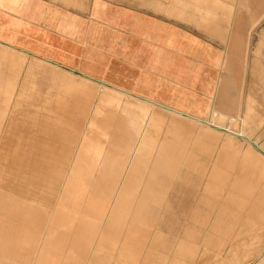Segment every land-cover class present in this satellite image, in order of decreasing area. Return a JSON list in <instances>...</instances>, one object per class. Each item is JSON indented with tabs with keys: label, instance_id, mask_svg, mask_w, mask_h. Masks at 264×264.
<instances>
[{
	"label": "rangeland",
	"instance_id": "rangeland-1",
	"mask_svg": "<svg viewBox=\"0 0 264 264\" xmlns=\"http://www.w3.org/2000/svg\"><path fill=\"white\" fill-rule=\"evenodd\" d=\"M121 1L201 37L227 56L229 67L219 68L227 89L219 90L215 105L235 120L206 126L172 111L166 121L154 118L155 177L135 179L139 183L129 187L123 205L127 210L107 221L98 214L108 212L123 179L80 177L95 174L90 171L97 166L91 169L83 152L75 155L76 143L68 139L75 134L79 140L80 124L72 128L67 112L79 116L82 105L90 108L94 99L83 96L96 89L88 80L0 44V264H250L264 254V151L247 139L255 140L256 132L264 138V0H244L234 20L233 0ZM239 128L244 135L235 134ZM19 166L54 168L58 175L82 180L85 193L80 203H69L66 223L46 219L63 178L49 188L44 180L52 174L44 169V182L28 186L31 172ZM146 188L154 193L143 195ZM22 205L34 206L35 221L8 216ZM29 229H35V237L24 250L16 238Z\"/></svg>",
	"mask_w": 264,
	"mask_h": 264
},
{
	"label": "crops",
	"instance_id": "crops-1",
	"mask_svg": "<svg viewBox=\"0 0 264 264\" xmlns=\"http://www.w3.org/2000/svg\"><path fill=\"white\" fill-rule=\"evenodd\" d=\"M243 6L244 0H233L230 9L233 20ZM0 44L88 80L96 89L83 96L94 101L90 108L82 105L77 111L81 117L74 111L67 112L72 114V128L80 124L76 129L79 140L75 141V134L68 139L76 143L75 155L83 152L89 156L90 168L97 166L90 171L95 174L80 177L123 179L112 192L113 203L108 212L98 214L104 220L114 219L119 211L127 210L123 205L128 200L129 187L139 183L135 179L155 177L154 118L166 121L172 111L206 126L225 119L235 120L215 105L219 90L223 93L227 89L226 76H221L223 80L219 77V68L228 64L227 56L217 53L216 47L201 37L121 0L72 4L56 0H0ZM231 47L232 50L236 47L234 39ZM58 79L68 89H74L64 79ZM205 114L207 120L200 117ZM235 134L244 135V131L239 128ZM253 137L255 140L248 136L247 139L264 151V138L259 132ZM251 154L248 149L247 157ZM255 161L263 162L259 157ZM50 169L46 168L52 174L48 178L49 188L55 186L58 178L63 179L58 182L56 202L46 212V219L66 223L71 200L80 203L83 198V182L72 174L58 175L57 170ZM31 174L42 176L41 171ZM152 192L146 188L142 194L148 196ZM24 205L8 214L11 218L21 215L35 221L37 210L32 205L26 210ZM23 234L17 236L16 242L28 250L35 229ZM250 264H264V254Z\"/></svg>",
	"mask_w": 264,
	"mask_h": 264
},
{
	"label": "bare ground",
	"instance_id": "bare-ground-1",
	"mask_svg": "<svg viewBox=\"0 0 264 264\" xmlns=\"http://www.w3.org/2000/svg\"><path fill=\"white\" fill-rule=\"evenodd\" d=\"M208 7V6H207ZM212 7V6H211ZM171 9V8H170ZM214 9V8H213ZM169 10V9H168ZM173 10V9H172ZM162 11H164V10H162ZM175 15V14H174ZM173 15V16H174ZM15 101V100H14ZM44 101V100H43ZM14 103V102H13ZM15 104V103H14ZM55 105V104H54ZM56 106V105H55ZM59 110V109H58ZM63 110V109H62ZM54 111V110H53ZM59 112H60V110H59ZM80 115H82L81 113H80ZM60 117V116H59ZM79 117H81V116H79ZM40 118V117H39ZM83 118V117H82ZM81 118V119H82ZM79 119V121L81 122L82 121V123H84V119ZM26 120V119H25ZM41 121H42V119H40ZM44 120V119H43ZM29 121V120H28ZM40 121V122H41ZM73 121V120H72ZM29 123V122H28ZM27 123V125H29ZM43 123V122H42ZM32 124V123H31ZM19 125V124H18ZM43 125V124H42ZM45 125V124H44ZM43 125V126H44ZM20 126V125H19ZM13 127V126H12ZM26 128L28 127V126H25ZM31 127V126H30ZM33 127V126H32ZM14 128V127H13ZM49 128V127H48ZM13 130V129H12ZM25 130V129H24ZM31 131V130H30ZM43 133L44 132H46V131H42ZM51 133V132H50ZM39 136V135H38ZM29 137V136H28ZM35 137V136H34ZM33 137V138H34ZM25 138H26V136H25ZM35 139V138H34ZM38 139V138H37ZM31 142H33V141H31ZM48 142V141H47ZM44 143H45V141H44ZM50 143V142H49ZM7 144V143H6ZM24 144H25V142H24ZM32 144H34V143H32ZM39 144V143H38ZM41 144V143H40ZM48 144V143H47ZM11 145V144H10ZM12 146H13V143H12ZM52 146V145H51ZM5 148H6V146H4ZM40 147V146H39ZM60 147V146H59ZM42 149V148H41ZM51 149V148H50ZM37 150V149H36ZM40 150V149H39ZM47 150H48V148H47ZM20 152V151H19ZM28 152V151H27ZM48 153V152H47ZM20 154V153H19ZM24 154V153H23ZM34 154H35V151H34ZM10 155H11V153H10ZM44 155V154H43ZM42 154H41V156H43ZM34 157V156H33ZM36 157V156H35ZM38 157V156H37ZM15 158H17V156L15 157ZM28 158H29V156H28ZM34 159V158H33ZM12 160H14V159H12ZM16 161V160H15ZM13 163V162H12ZM14 164H16L15 162H14ZM18 164V163H17ZM24 164V163H23ZM19 165V164H18ZM25 165V164H24ZM30 165H32V164H30ZM35 165H37V164H35ZM8 166H10L9 164H8ZM7 166V167H8ZM22 166V165H21ZM21 166H19V167H21ZM22 169H25V173L26 172H31V173H34V172H38V171H43L44 169H46L45 167H42V166H36V167H30V169H29V167L27 166V168L26 167H21ZM43 178L45 179V178H47V177H45V176H39V175H37V174H31V176H29V178L28 179H26L25 180V183H27V185L29 186L30 184H36V182L37 183H41L42 181H43ZM49 178V177H48ZM48 178H47V180H44L45 181V183H46V186H47V184L49 183V181L50 180H48ZM10 181H12V180H10ZM43 181V182H44ZM9 184V183H8ZM7 185V184H6ZM13 185V184H12ZM19 185V184H18ZM26 185V186H27ZM14 186V185H13ZM24 184H20L19 185V188L20 189H23L24 188ZM16 187V186H15ZM41 188V187H40ZM22 195V194H21ZM32 212V211H31ZM24 213V212H23ZM9 215V214H8ZM15 216H17V215H15ZM23 217V216H22Z\"/></svg>",
	"mask_w": 264,
	"mask_h": 264
}]
</instances>
